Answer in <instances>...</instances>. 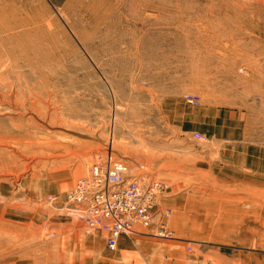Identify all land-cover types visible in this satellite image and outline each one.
<instances>
[{
  "label": "rangeland",
  "instance_id": "1",
  "mask_svg": "<svg viewBox=\"0 0 264 264\" xmlns=\"http://www.w3.org/2000/svg\"><path fill=\"white\" fill-rule=\"evenodd\" d=\"M110 144L165 184L171 238L108 250L65 206ZM246 149L255 180L218 171ZM129 260L264 264V0H0V264Z\"/></svg>",
  "mask_w": 264,
  "mask_h": 264
},
{
  "label": "built area",
  "instance_id": "2",
  "mask_svg": "<svg viewBox=\"0 0 264 264\" xmlns=\"http://www.w3.org/2000/svg\"><path fill=\"white\" fill-rule=\"evenodd\" d=\"M194 137L204 140L202 133ZM65 194L69 211L86 229L105 233V245L115 249L121 235H132L139 226L148 235L171 238L167 218L170 209L161 205L165 184L156 177L130 172L128 163L107 145Z\"/></svg>",
  "mask_w": 264,
  "mask_h": 264
},
{
  "label": "crops",
  "instance_id": "3",
  "mask_svg": "<svg viewBox=\"0 0 264 264\" xmlns=\"http://www.w3.org/2000/svg\"><path fill=\"white\" fill-rule=\"evenodd\" d=\"M247 150V154L246 155H243V156H240L239 154H226V153H223V156L221 155V163H218V164H216V167H217V169H218V171H223V172H225L226 174H228V173H231V175H230V177L231 178H235V175H234V173H237L238 172V169L239 170H243L244 172H247V174H245V175H247L246 176V178L248 179V180H250V179H253V180H255V163H254V156H253V154H255V153H251V155H249L248 154V152L250 153V149H246ZM206 155H208V153H206ZM73 187V186H72ZM71 187V188H72ZM64 200H65V197H64ZM165 200V199H164ZM163 200V201H164ZM171 200H175V199H173V198H171ZM205 203H207V201H203V200H201V205H200V211H201V213H202V215L201 216H194L193 218L194 219H196V218H199V219H201V220H204V219H209V218H220V219H222L223 221H225V220H230L231 222H228V223H226L227 225H229L230 227H222V228H225V229H227V230H231V231H238V230H240L238 227H236L235 225H234V222H232L233 220H240V219H244V220H246V219H248V218H252V217H235V215H234V212H236V210L234 211L233 210V208L231 207H226V215H220L217 211H215V210H212L213 208L211 207L209 210H206V211H204L203 210V205L205 204ZM226 203H228L227 201H226ZM166 204V203H165ZM167 205V204H166ZM65 206H66V201H65ZM164 207H165V205H164ZM166 208H168V209H171L170 207H167L166 206ZM191 208V207H190ZM205 213H208V214H212V215H207V216H204V214ZM237 213H238V210H237ZM214 214H219V215H214ZM214 215V216H213ZM224 224V223H223ZM249 230H251L250 228H248ZM51 231H53L52 230V228L50 229ZM134 230H135V233L134 234H132V235H135V236H137V235H140V234H146V232L144 231V229H142L141 227H139V226H135L134 227ZM51 235H52V233H50ZM146 235H148V234H146ZM126 236H128V235H126ZM125 237V235H121L120 237H119V239H118V243H117V246H116V248L118 247V245H119V243L122 241V239ZM74 238V237H73ZM76 239H78V237L76 238ZM74 240V239H73ZM94 245V244H93ZM144 243L142 244V246H141V252L142 251H147V250H145L144 249ZM104 246L106 247V245H105V237H104ZM87 247H91V246H87ZM87 247H85V249H87ZM94 247V246H93ZM69 248L70 249H75V250H77V251H80V252H82V251H84L83 249H84V247H82V246H80V244H70L69 245ZM107 248V247H106ZM115 248V249H116ZM92 249V248H91ZM94 249V248H93ZM108 250H114V249H109V248H107ZM127 251H135V252H137L134 248H132V246L131 245H129V244H127V247L125 248ZM94 252H96V250L94 249ZM97 253H98V251H97ZM96 253V254H97ZM61 255H63V254H61ZM98 255V254H97ZM97 257V256H96ZM63 260H64V255H63ZM69 260H75L76 262L77 261H80V260H86L85 259V256H83V255H81V257H75V258H73V257H68V259H67V261L65 262V263H67V262H69ZM92 261H98V260H94V259H91ZM129 262H130V264H131V261L129 260ZM137 262V261H136ZM53 264H55V261H54V263ZM107 264H114V262H108ZM116 264V263H115ZM137 264V263H136ZM258 264H261V263H258Z\"/></svg>",
  "mask_w": 264,
  "mask_h": 264
},
{
  "label": "bare ground",
  "instance_id": "4",
  "mask_svg": "<svg viewBox=\"0 0 264 264\" xmlns=\"http://www.w3.org/2000/svg\"><path fill=\"white\" fill-rule=\"evenodd\" d=\"M65 184V183H64ZM67 184V183H66ZM68 185V184H67ZM171 213V212H170Z\"/></svg>",
  "mask_w": 264,
  "mask_h": 264
}]
</instances>
